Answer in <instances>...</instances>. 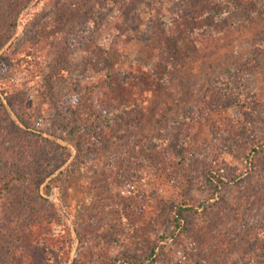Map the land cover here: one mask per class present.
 <instances>
[{
	"label": "rangeland",
	"instance_id": "obj_1",
	"mask_svg": "<svg viewBox=\"0 0 264 264\" xmlns=\"http://www.w3.org/2000/svg\"><path fill=\"white\" fill-rule=\"evenodd\" d=\"M161 3L162 16L150 24L143 0H32L21 12L49 19L47 38L63 27L81 29L89 10L100 21L95 31L81 29L90 33L84 50L68 53L71 71L58 73L65 64L44 52L43 39L33 61L22 51L0 69V81L15 87L8 100L0 93V170L10 154L30 156L34 171L44 173L62 160L61 147L70 151L44 182L56 188L57 201H48L44 183L39 187L50 214L25 264H72L81 252L87 264H120L126 253L150 250L155 256L146 264H242L250 239L264 245V152L256 166L247 153L264 126V0L150 4L158 10ZM21 30L19 24L16 35ZM127 37L121 55L108 58ZM94 46L108 59L97 69L88 63ZM63 76L95 101L90 116L72 118L74 128L63 110ZM177 122L187 142L188 183L171 165ZM83 124L92 128L81 132ZM25 130L55 144L43 148ZM21 145L30 153H16ZM85 159L87 170L80 167ZM210 181L218 184L213 195ZM180 192L196 212L174 229L166 202ZM255 256L264 264L262 251Z\"/></svg>",
	"mask_w": 264,
	"mask_h": 264
},
{
	"label": "trees",
	"instance_id": "obj_2",
	"mask_svg": "<svg viewBox=\"0 0 264 264\" xmlns=\"http://www.w3.org/2000/svg\"><path fill=\"white\" fill-rule=\"evenodd\" d=\"M31 1L32 0H0V69L4 66V63L10 62L13 54L14 56H17V54H20L22 51L24 53L23 57L29 56L30 61H33L35 56H37V54H35L37 47L43 39L44 41L46 40L44 52L53 54V58L58 61L56 65L63 66L65 64L64 67L57 69L58 73L62 75V70L71 71V69L65 68L67 65L72 66V63L67 62L68 57L70 56L68 53L73 49L75 50V48L81 50L86 48L83 43L84 41H87V32H90H85V30L81 29L85 25H90L95 31L100 23L98 20L99 13L94 11V9L91 11L89 10V12L85 14L81 29L77 30L73 27H63L60 32L50 31V37L47 38L45 33L49 30L47 27L49 19L46 24L44 21L41 22L38 19V15H35V11L33 12V15L31 14V18L20 17L23 9H25L26 5ZM224 1L227 2V0ZM143 2L149 12V18L147 19V22H149L148 24L152 23L153 19H160L162 16L163 3H161L160 8L156 10L154 5L150 4L152 3V0H143ZM54 5L55 3L51 6L53 7ZM53 20H55L56 26H59L58 23L61 20L60 16ZM50 23L53 25L51 21ZM19 24L22 25V30L16 35ZM130 38L131 37L122 39V45L117 47L115 52L111 54L109 53L108 58L109 56L111 58L112 55L119 57L123 46L126 45ZM87 54L93 59V63H91L90 60L88 61L92 68H100L103 65L104 60L107 59L106 53L104 56V52L96 49L95 46L91 47ZM77 69H84L83 64ZM62 80L66 84V95L64 99L66 104L63 105V110L68 121L71 122L72 118L77 115L90 116L92 113H88V111L95 110V107L93 106L95 105V101H92L94 104L89 102V97L84 94L83 87H80L77 80L73 79L72 76L68 80L63 76ZM219 82L222 84V81H218V83ZM227 83L229 85L228 89L233 90L231 87L232 84L230 85L229 82ZM222 85L226 86L225 84ZM218 87L222 88L221 86ZM14 88L15 87H13L12 84L0 81V93H2L7 100L8 94H10ZM234 94L235 99L237 97L239 98L237 101H240L241 97H238L239 94ZM87 99L89 100L88 102ZM81 108H83V110L80 113L79 110ZM18 116L20 122L24 126L29 127L32 125L31 122H28V120L24 119L21 115ZM74 126L75 123L72 121L71 128H74ZM87 127L92 128L90 125L83 124L80 131L83 132L87 130ZM24 132L28 134L27 137H29V135L37 137L39 139V145L43 148L55 144L41 134L31 133L26 130ZM183 132L184 130L181 128V125H179V122H177L171 130L173 137L171 141H169L168 146H170L169 150L171 152V165L178 169L183 182L188 183L189 179L186 172V166L188 167L186 163L187 142L184 140L185 136L183 135ZM61 148H63V153H65L62 160L59 163L53 164L44 173L34 171L33 166L34 164L36 165V163L30 161V156H27L24 161L18 156L13 157L12 159L10 154L8 155L7 161H12H9V164H5V167L0 170V249L3 252V264H25L24 259L29 250L28 247L35 239V233L41 230L40 225L42 224V219L50 214V208L47 205L46 199L40 195L39 187L45 182V179L49 174L58 169L67 160L70 152L66 147ZM24 151L30 153L26 146L23 148V145H21L19 149L16 150V153L23 154ZM261 152H264V126L261 136L247 149V153L250 156L253 166H256L257 164L256 155L258 156ZM86 159L82 161L80 166L83 170H87L88 168V165L86 164L87 162H85ZM214 178L218 180V182H222L218 176ZM210 182V195H213L218 189V184L213 183V181ZM51 186L50 183L46 182L42 188L48 192L51 189ZM186 187L187 186L185 185L184 189ZM180 191H182V189ZM194 205L195 201L191 198H187L183 192H180L173 201H170L169 203L166 202V206L171 214V224L174 229L180 227L182 221L188 214L196 212L193 208ZM64 229H66V227H64ZM83 233L86 232L83 231ZM161 238L164 240L165 237ZM257 242L258 241L255 239H250L247 257L242 259V264H260L255 262V252L262 251L264 253V250L262 249L264 245ZM254 243H257L255 247L253 246ZM89 248L92 251L93 247L91 245H89ZM91 254L92 253H90V255ZM85 256L86 255L81 252L79 257L73 260L72 264H87L84 262ZM154 256V250L144 252L140 256H138V254L126 253L120 264H146L152 260Z\"/></svg>",
	"mask_w": 264,
	"mask_h": 264
},
{
	"label": "built area",
	"instance_id": "obj_3",
	"mask_svg": "<svg viewBox=\"0 0 264 264\" xmlns=\"http://www.w3.org/2000/svg\"><path fill=\"white\" fill-rule=\"evenodd\" d=\"M49 202H56L57 201V191L56 188L53 187L50 192L48 193L47 197Z\"/></svg>",
	"mask_w": 264,
	"mask_h": 264
}]
</instances>
